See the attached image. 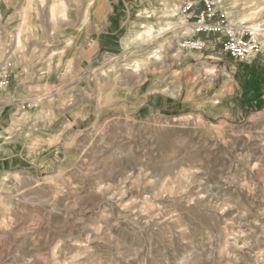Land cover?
Masks as SVG:
<instances>
[{"label":"rangeland","instance_id":"rangeland-1","mask_svg":"<svg viewBox=\"0 0 264 264\" xmlns=\"http://www.w3.org/2000/svg\"><path fill=\"white\" fill-rule=\"evenodd\" d=\"M218 1L259 55L184 48L200 0H0V264H264V0Z\"/></svg>","mask_w":264,"mask_h":264},{"label":"built area","instance_id":"built-area-1","mask_svg":"<svg viewBox=\"0 0 264 264\" xmlns=\"http://www.w3.org/2000/svg\"><path fill=\"white\" fill-rule=\"evenodd\" d=\"M200 3L202 7L199 9L195 8L197 3L191 2L182 10V15L187 16L186 21L193 19L191 23L193 33L183 38L184 48L202 52L211 46L207 38L213 37L223 52L235 61H243L248 56L259 55L262 52L257 30L233 23L231 16L221 7L218 0H200ZM202 35L206 38H202ZM10 66L9 62L0 65V87L6 88L10 84ZM32 106H35L32 101L23 105L24 108Z\"/></svg>","mask_w":264,"mask_h":264},{"label":"bare ground","instance_id":"bare-ground-1","mask_svg":"<svg viewBox=\"0 0 264 264\" xmlns=\"http://www.w3.org/2000/svg\"><path fill=\"white\" fill-rule=\"evenodd\" d=\"M165 2H166V4L167 5H173L174 3H176L177 4V2L179 3L181 0H164ZM149 13H150V11H149ZM148 12H146L145 14L146 15H143L144 16V18H142V20H145V21H147V20H151V21H156V20H162V19H164L165 17H166V13L164 12V13H162V12H158L157 10H151V14H149ZM169 17V16H168ZM166 24H159V25H157V24H154L153 22H152V24H149L148 26H147V29H146V32L149 34V35H151V36H159V35H162V34H164V33H166V32H168V31H170L171 30V28H172V21H171V17H169L168 19H167V17H166ZM174 22V21H173ZM165 23V22H164ZM175 24V23H174ZM186 54V53H185ZM155 56H157V54L155 55ZM196 56H197V54H196ZM253 55H251V56H248L246 59H248V58H250V57H252ZM159 59V58H158ZM248 61H252L251 59L250 60H248ZM39 106V103L38 102H35V108H37Z\"/></svg>","mask_w":264,"mask_h":264}]
</instances>
